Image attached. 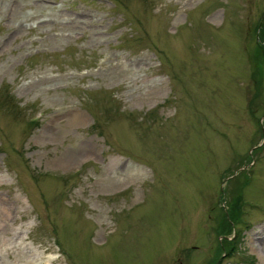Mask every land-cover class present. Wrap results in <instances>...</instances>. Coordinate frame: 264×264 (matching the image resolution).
<instances>
[{"label": "rangeland", "instance_id": "obj_1", "mask_svg": "<svg viewBox=\"0 0 264 264\" xmlns=\"http://www.w3.org/2000/svg\"><path fill=\"white\" fill-rule=\"evenodd\" d=\"M259 29L264 0H0V264H264Z\"/></svg>", "mask_w": 264, "mask_h": 264}, {"label": "trees", "instance_id": "obj_2", "mask_svg": "<svg viewBox=\"0 0 264 264\" xmlns=\"http://www.w3.org/2000/svg\"><path fill=\"white\" fill-rule=\"evenodd\" d=\"M252 58H253V63L252 64L254 65V71L258 75V73L260 72L259 66L264 63V44H262L261 42H256L255 48H254V51H253ZM237 197H235L233 199V202L236 200ZM238 220H239V218H238V212H237V214L232 217L231 222H224L225 224H223V228L225 229V235L228 234L229 231H232L231 225L232 224H234V225L237 224L238 223ZM234 225L232 227H234ZM233 238H234L233 233H231L230 239H227L225 237L222 240V247L225 248L227 246V244H228V248H229L231 246V244H233L232 243L233 242L232 241ZM56 244L58 245V242L57 241H56ZM231 248L232 247H230V249Z\"/></svg>", "mask_w": 264, "mask_h": 264}]
</instances>
